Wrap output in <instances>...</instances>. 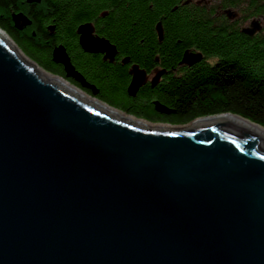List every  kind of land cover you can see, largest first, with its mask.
I'll use <instances>...</instances> for the list:
<instances>
[{
    "label": "water",
    "instance_id": "water-1",
    "mask_svg": "<svg viewBox=\"0 0 264 264\" xmlns=\"http://www.w3.org/2000/svg\"><path fill=\"white\" fill-rule=\"evenodd\" d=\"M61 48L65 77L0 27V264H264V126L127 112Z\"/></svg>",
    "mask_w": 264,
    "mask_h": 264
},
{
    "label": "flooded vegetation",
    "instance_id": "flooded-vegetation-1",
    "mask_svg": "<svg viewBox=\"0 0 264 264\" xmlns=\"http://www.w3.org/2000/svg\"><path fill=\"white\" fill-rule=\"evenodd\" d=\"M26 1L34 6L43 3V0H40V2ZM124 1L52 0V7L50 8L52 10V23H49L50 32L44 42L50 47L52 62L66 75L64 65L55 61L53 55L56 47L63 45L71 58V63L82 74L88 84L83 86L76 79L69 77L68 79L72 83L90 94L93 93L94 89L91 88L93 86L98 90L95 95L97 97L108 92H127L133 72L138 67L144 72L147 80L139 87L138 94L128 95L133 98H143V111L151 120L172 124H177L180 119L191 113L187 108V106L190 107L188 102L197 103L206 88L214 86L216 72L224 76L226 87H231L233 76L231 59L227 57L228 55H225L224 58L222 55L217 56L214 54V48L218 26L217 16L223 14L224 22L231 27L232 24L240 22L237 17H239L241 10L237 6L226 7V9H232L228 13L225 8H216V0H181L171 8L170 14L166 15L163 7L165 0H156L158 3L156 9L152 5L140 18L146 22L159 19L162 22L160 26H162L163 39L166 38V42L161 45V51H153L155 46L153 45L148 47L150 49L148 52L136 53V47L133 44L134 34L127 36L130 39L128 44L121 45L119 20L106 19L111 11L116 12V17L120 16L123 19H125L123 12L127 7H130V11H134L131 10L135 7L134 1L129 0L127 3ZM57 2L70 10L80 7L85 12L92 13L85 14L86 19L77 21L74 18L75 13L71 12L66 20H63V14L58 11L61 6L58 7ZM121 8L123 11L119 13ZM205 10L209 12L208 17L200 19L199 11L204 12ZM174 14L178 19L175 31L173 27L170 30L165 25V22L173 18ZM130 16L129 13L127 22H129ZM30 20L32 24L33 18H30ZM59 21L64 22L65 27L62 30L59 29ZM187 22H191L193 25L188 26ZM235 26L239 29V32L243 34L246 32L244 30L246 26L241 28L236 24ZM85 29H92L93 31L90 33L93 36L106 39L110 46L105 50L96 51L83 46L80 38L82 32H86ZM227 30L229 31V28ZM234 31L231 30V32ZM152 34L153 36H149L154 39L153 43H158L159 34L156 25ZM229 48L231 49L228 46V50ZM207 74L208 76H205ZM173 76L179 78L181 98L176 97L173 99L170 94L163 90L165 82H169L170 77ZM203 76L204 78L201 80L200 77ZM157 103L165 107L167 111L157 109Z\"/></svg>",
    "mask_w": 264,
    "mask_h": 264
},
{
    "label": "trees",
    "instance_id": "trees-1",
    "mask_svg": "<svg viewBox=\"0 0 264 264\" xmlns=\"http://www.w3.org/2000/svg\"><path fill=\"white\" fill-rule=\"evenodd\" d=\"M128 1L129 0H125L124 2L127 3ZM133 1L136 8H131V10H135L134 12H136L135 19L130 18L129 22H126L129 19V13L133 12L130 11V7H127V5V9L123 12L124 16L127 14L125 19L120 16L116 17V12L113 11H111L106 19L119 20L121 45L124 46L128 44L130 39L127 38V36L134 34V42H132L136 47V53L148 52L150 51L148 47L153 45H155L153 51H161V45L163 43H153L154 39L149 36H153L152 31L154 30V24L157 20L153 19L146 22L144 19L140 18L152 5H154L156 9L158 3L156 0ZM180 1L181 0H165V3L163 4V7L165 8L164 14L169 15L171 8ZM240 2H242V0H221L220 3L224 7H228L231 5H238ZM59 6L60 5H58V7ZM254 6L258 7V2L255 3ZM51 7L52 0H43L42 5L40 4L39 6L29 4L26 0H0V27L13 38L16 44L32 60H35L44 69L65 77L64 72L52 62L50 47L44 42L49 34L47 31V25L52 23ZM122 8L119 9V13L123 11ZM58 11L63 14V20H66L69 13H75L74 18L77 19V21L86 19L85 14L92 13L85 12L80 7L70 10L63 5ZM252 11L254 10L252 9L251 12ZM20 12H25L29 17L31 16V19L33 18L32 25H29L24 29H20L15 25L13 15ZM259 12L260 10L258 9L257 11L252 12V14H258ZM219 18L220 17L218 16L217 22ZM135 22L136 24L133 25ZM177 22L178 19L174 14V17L165 22V25L167 29H170L171 27H176ZM64 27V22L59 21V29L62 30ZM235 28L237 27L235 26ZM230 36L232 38L240 37L241 39L240 42L233 40L231 42V49L229 48V50H231L230 57L232 56L230 59L233 61V66L235 67L231 87H226L224 76L216 72L214 75V85H216V87L211 88L209 91H204L197 103L192 104L188 102L190 107L187 106V108L191 113L180 119L178 123L189 122L197 116L231 111L264 126V70L262 69L264 65V34H261L257 38L259 43L253 44L251 40H245L249 39L248 36L245 33L243 34L242 32H239V29L231 32V30H227L226 23L219 24L216 28L214 51L219 55L221 54L223 58L225 57L223 52L229 51L228 43ZM205 76H208V74ZM190 79L192 78L190 77ZM179 84V78L177 76L170 77V81L165 82L163 90L170 94L173 99L176 97L181 98ZM100 97L109 104L127 112L140 116H147L143 111L144 102L142 101V97L133 98L130 97L127 92L122 91L104 93V95Z\"/></svg>",
    "mask_w": 264,
    "mask_h": 264
},
{
    "label": "rangeland",
    "instance_id": "rangeland-1",
    "mask_svg": "<svg viewBox=\"0 0 264 264\" xmlns=\"http://www.w3.org/2000/svg\"><path fill=\"white\" fill-rule=\"evenodd\" d=\"M40 2V1H39ZM221 0H216V2H215V5H216V8H219V9H222V8H225L226 9V7H224L221 3ZM258 2V7L257 6H254L255 5V3H257ZM29 3V2H28ZM30 4V3H29ZM39 5L41 4L42 5V3H38ZM57 4L58 5H60V6H62L63 4H61V3H59V2H57ZM235 6H237V8L238 9H240L241 10V13H240V15H239V17H237V20L238 19H240V22H238V23H234V24H232V26L231 27H229L228 25H227V29L229 28V31L230 30H232V31H234L233 29L235 28V24L239 27V28H241L242 26H246L245 27V34L248 36V38L249 39H245V40H251V42L253 43V44H257V43H259V40L257 39L261 34H264V0H242V2H240V4H238V5H235ZM136 8V7H135ZM254 10V11H257L258 9L260 10V14L258 13V14H252V12H254V11H252L251 12V10ZM262 9V10H261ZM135 11V10H134ZM133 11V12H134ZM130 12V14H131V16H130V18L131 19H135V16H136V12ZM133 14V15H132ZM207 14H209V12H207L206 10L204 11V12H201V11H199V16H200V19H204V18H206V17H208L207 16ZM223 15V14H222ZM219 16L220 18H219V20H218V22H217V25L219 26V24H222V23H226V22H224V15L223 16ZM126 16V15H125ZM217 16V17H218ZM126 20H127V18H126ZM157 20V22H155V24L154 25H156V27H157V32H158V26L159 25H162V22L159 20V19H156ZM127 22V21H126ZM188 23V24H187ZM186 24L188 25V26H192L193 25V23H191V22H187ZM135 24V23H134ZM133 24V25H134ZM16 25V24H15ZM27 26H29V25H26V26H23L22 28H20V27H18V28H20V29H24L25 27H27ZM49 27H50V25L48 24L47 25V31H48V33L50 32V29H49ZM226 27V26H225ZM85 28H87L86 26H85ZM169 29V28H168ZM175 29H176V27L174 26L173 27V30L175 31ZM86 30V29H85ZM170 30H172V29H170ZM235 30H238L237 28H235ZM93 30L91 29V30H89V32H92ZM260 34V35H259ZM97 37V36H96ZM101 38V37H100ZM164 38V35H163V37H161L160 38V36L158 37V43L159 44H162L163 42H166V38H165V40L163 39ZM231 38L232 37H229V43H231L233 40L235 41V40H237L236 42H240L241 41V39H240V37H238V38H235V37H233L232 38V40H231ZM103 39V38H102ZM161 41H160V40ZM262 39V38H261ZM162 40H164V41H162ZM254 40V41H253ZM263 40V39H262ZM228 43V44H229ZM229 47H231V44L230 45H228ZM231 50H229V52H223V54H225L228 58H231L230 57V55H231ZM214 54H216L217 56H219V54H217L215 51H214ZM221 55V54H220ZM215 61V60H214ZM231 63H232V70L234 71V66H233V61H231ZM262 69L264 70V65H263V67H262ZM235 73V72H234ZM132 78H133V76H132ZM203 78H204V76L201 78L200 77V79L201 80H203ZM132 81V80H131ZM130 84H131V82H130ZM215 87H216V85H214ZM211 88H213V87H207L206 88V90H210ZM128 89H129V86H128ZM139 90V89H138ZM127 93L129 94V95H131L130 94V92L129 91H127ZM157 109H159V110H161V111H167V109L165 108V107H162V105H160L159 103H157V107H156ZM145 117H147V118H150V117H148V116H145Z\"/></svg>",
    "mask_w": 264,
    "mask_h": 264
},
{
    "label": "bare ground",
    "instance_id": "bare-ground-1",
    "mask_svg": "<svg viewBox=\"0 0 264 264\" xmlns=\"http://www.w3.org/2000/svg\"><path fill=\"white\" fill-rule=\"evenodd\" d=\"M232 11V9L231 8H227L226 9V12H231ZM21 14H23V13H21ZM24 16H28V14L27 13H25L24 14ZM29 18V17H28ZM30 19V18H29ZM29 25H32L31 24V22L29 23ZM4 30V29H3ZM163 30V29H162ZM80 41H82L81 43H82V45L83 46H85L86 48H89L90 50H105L106 48H108L110 45L108 44V42H107V40L106 39H101V38H97L96 36H93L90 32H89V30H86V32H85V34H84V36L82 37L81 36V38H80ZM63 46V45H62ZM63 48H64V50H65V52H66V54L68 55V53H67V51H66V49H65V47L63 46ZM63 48H61V53H62V55L64 56V51H63ZM58 54H59V57H60V52H58ZM61 55V56H62ZM68 57H69V55H68ZM69 59H70V61H71V58L69 57ZM138 73V71L136 72V74ZM81 74V73H80ZM142 81H143V79H142ZM129 86H130V84H129ZM135 94H138V92H136Z\"/></svg>",
    "mask_w": 264,
    "mask_h": 264
}]
</instances>
